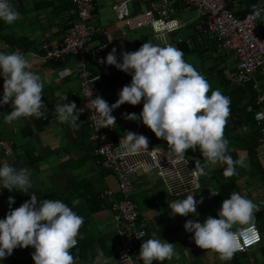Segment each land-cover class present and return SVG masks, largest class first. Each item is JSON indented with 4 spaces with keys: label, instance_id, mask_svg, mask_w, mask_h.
Returning <instances> with one entry per match:
<instances>
[{
    "label": "crops",
    "instance_id": "crops-1",
    "mask_svg": "<svg viewBox=\"0 0 264 264\" xmlns=\"http://www.w3.org/2000/svg\"><path fill=\"white\" fill-rule=\"evenodd\" d=\"M117 1L119 0H98L93 24L103 27L107 32L106 36H98L96 43L105 41L111 50L115 48L120 60L122 52H134L147 42L148 34L141 32L142 29L126 30L125 25L116 18ZM13 3L20 13V19L13 25L0 22V51L13 52L21 49L25 54H35L34 58L30 57L33 59L31 70L38 73L44 82L42 101L47 109L42 118H21L11 124L6 123L4 116L0 115V140L8 141L13 149L10 157L0 151V165L8 163L17 169H30L33 187L42 193L41 200L60 199L84 218L77 237L78 246L71 250L75 264H119L114 253V247L118 243L116 223L108 202L99 198V194L106 189L117 192V179L102 169L92 156L94 145L89 139L91 129L86 114L80 113L79 129L73 130L68 124L58 120L55 110V106L63 102L61 97L65 94V103L75 102L79 110L82 97L79 81L75 76L78 59L68 57L62 62L42 64L38 57L43 43H50L54 47L62 46L66 31L75 19L73 0H13ZM148 6V1L128 5L132 13ZM184 12L187 14L191 11ZM192 33L185 35L190 36ZM21 38L26 42H22ZM170 43L178 48L173 40ZM205 47L209 48L207 45ZM208 54L206 50L204 60L199 57L200 62L192 65L208 80L211 90L223 91L221 81L224 80L217 72H222L223 77L228 80L227 74L233 70L234 61L228 53H224L218 56L221 58L216 66L213 58H218L210 59ZM213 68L214 72L209 75L207 70ZM260 80L264 90V76ZM108 94L118 99L116 92ZM2 95L3 80L0 79V98ZM249 98L243 102L248 111H251ZM142 107L143 102L136 106L123 104L122 113L115 116V140L120 141L131 131L146 136L149 145L169 152L170 146L156 138L139 120L125 118L129 113L139 116ZM261 107L264 110V103ZM11 111V102L0 106L2 114ZM233 121L230 114L228 123L232 122V132H227L229 150L236 153L237 159L244 158L248 167L238 166L236 175L225 177V165H205L207 175H201L200 187L194 196L196 200H202L197 206L198 216H172L170 204L186 197H171L164 182L154 172H141L133 177L132 199L145 219L147 239L152 238L155 233L162 240L173 243L177 253L172 260L161 264H264V155L262 150H258V145L255 154L249 155L245 145L250 139L252 127L241 126L238 120V124ZM185 158L194 164L199 159L195 156ZM210 191H218L219 194L213 196ZM232 192H239L260 205V211L255 213V224L261 232L262 243L246 253H235L230 261H221L218 254L198 248L192 239L193 234L185 231L184 224L190 219L203 222L209 216L217 217L223 200L229 198ZM76 199L80 203L74 205L73 201ZM22 203L24 202L19 201L4 206L0 209V219ZM0 264L11 263L3 260Z\"/></svg>",
    "mask_w": 264,
    "mask_h": 264
},
{
    "label": "clouds",
    "instance_id": "clouds-1",
    "mask_svg": "<svg viewBox=\"0 0 264 264\" xmlns=\"http://www.w3.org/2000/svg\"><path fill=\"white\" fill-rule=\"evenodd\" d=\"M264 16V0H257L252 5L251 18ZM20 19L13 0H0V22L13 25ZM153 44L144 42L134 52H122L118 62L116 49L113 48L104 59V63L131 75V82L118 94L117 101L109 106L102 97L90 100L96 113L97 127L116 126L112 115L115 108L127 103L136 106L143 102L139 116L126 114L131 121L139 120L155 135L166 142L169 157L178 161L185 158L187 150H199L204 158L195 161L194 175H207L205 165L223 164V175L232 177L237 174V167H248L244 158L233 159L229 154V141L224 136V129L230 115V97L220 89L211 90L208 80L184 58V52L166 42ZM34 53L0 51V79L3 80V95L0 106L11 102L12 111L4 116L6 123H13L21 118L37 119L45 116L46 105L42 101L44 82L38 73L32 71ZM211 90V91H210ZM210 93V94H209ZM91 96V92L90 95ZM55 106L58 120L68 124L73 130L79 129L75 102ZM119 145L125 155L150 153L149 140L142 134L127 132ZM140 168L148 173L150 168L141 164ZM0 186L9 192L18 191L28 195L33 187L31 170L4 163L0 165ZM213 196L218 191H210ZM9 205L14 198L9 196ZM76 199L73 204H79ZM202 200H196L194 194L170 204L172 216H198L197 206ZM260 205L252 199L232 192L224 199L217 217H207L203 222L187 220L186 232L192 233L195 245L202 250L218 254L221 261H230L241 250V240L254 243L261 239L255 224V213ZM84 218L73 211L60 199H38L33 192L30 199L18 208L7 212L0 219V261L12 255L16 248L31 247L34 264H75L72 249L77 245V237ZM177 253L173 243H169L153 234L141 244L139 258L143 264H161L170 261Z\"/></svg>",
    "mask_w": 264,
    "mask_h": 264
},
{
    "label": "built area",
    "instance_id": "built-area-1",
    "mask_svg": "<svg viewBox=\"0 0 264 264\" xmlns=\"http://www.w3.org/2000/svg\"><path fill=\"white\" fill-rule=\"evenodd\" d=\"M149 2V6L137 13L128 7L131 3ZM244 0H119L115 6L116 18L125 25L126 30L136 31L149 28L158 44L172 41L178 37V43L190 44L189 35H182L188 23L179 19V13L194 12L197 23L194 32L202 34L209 44L216 45L213 57L228 53L234 61V68L227 74L233 86L250 85L257 94V105L264 103V90L260 78L264 76V16L249 18L250 14L241 18L237 15L242 10ZM98 0H73L75 19L66 31L61 47L43 43L39 60L42 64L64 61L68 57L78 59L76 78L79 81L82 102L79 107L90 123L89 139L94 145L92 156L102 169L113 174L117 179V192L106 189L99 198L106 200L116 223L118 243L114 253L119 264H143L139 258L141 244L147 240L145 219L132 199L134 193L133 177L143 172L141 164L149 166L165 184L169 195L173 198L187 197L200 187L201 176L193 174L195 164L184 158L178 161L169 157V152L149 145L150 153L125 155L124 149L115 140V126L111 128L97 127L96 113L90 100L97 96L105 99L109 106L117 98L108 94L106 79L116 73H124L114 66L104 63L111 51L108 44L96 43L98 36H106L103 27L93 24ZM197 40L201 43V38ZM15 52L25 54L21 49ZM118 59V58H117ZM119 62V59H118ZM263 90V91H262ZM91 92V96L90 95ZM123 105L115 108L113 116L121 114ZM253 121L259 131L258 150L264 155V110L261 107L254 113ZM0 151L10 157L12 145L0 140ZM149 171V172H150ZM2 187L0 186V192ZM258 229V227L256 226ZM261 239L254 243L241 240L242 248L236 253H246L262 243ZM78 240V239H77ZM78 246V243L75 247ZM74 247V248H75ZM12 257L15 254L12 253ZM153 264H156L154 261Z\"/></svg>",
    "mask_w": 264,
    "mask_h": 264
},
{
    "label": "trees",
    "instance_id": "trees-1",
    "mask_svg": "<svg viewBox=\"0 0 264 264\" xmlns=\"http://www.w3.org/2000/svg\"><path fill=\"white\" fill-rule=\"evenodd\" d=\"M257 3V0H244L242 3V10L239 11L237 13V15L241 18L246 17L248 14L252 13V5ZM198 36H200L201 38V43L197 40ZM192 41L191 43L188 45L186 43H178L177 39L174 36V40H173V36H172V40L173 42H175V44L178 46L179 49H181L184 52V56L191 54V53H195L197 54L202 60H204V53L206 52V50H208L209 54L208 57L210 59L213 58L212 56V52L215 51L216 49V45L211 43L209 44L208 41L206 40V38L199 33H195L193 32L190 35ZM21 41L24 42L25 40L21 38ZM26 42V41H25ZM103 43H105V41H102ZM209 46V48L207 49L205 46ZM218 58V57H217ZM221 57H219L218 59H215L216 62V66L217 64H219L218 60H220ZM213 69H209L208 74L212 75V73L214 72ZM224 81H221V84L223 85V94L230 97L231 100V104H230V114H231V118L232 121L234 119H236V121L238 120V122L240 124L243 125H251L252 127V133L250 136V139H248V142H246V149L249 153V155H254L256 152V147H257V141L259 138V131L256 129L255 127V123L253 121V116L254 113L257 112L261 107H259V105H257V94L253 91L252 87L250 85H244V86H231L229 81L226 80V78L223 77V73L222 72H217ZM131 75L130 74H126V73H116L113 74L111 77L107 78L106 81L108 83L109 89L108 92L111 93L112 92H116L117 94H119L120 90L125 86L130 84L131 79H130ZM250 97L249 99L251 100V111H248L245 103L243 101L247 100V98ZM124 105L128 106L127 103H125ZM233 113V114H232ZM236 121H233V123H236ZM230 124H232V122H230ZM230 124L227 123L225 129H224V133L226 135L225 138L228 140L227 136L229 135V133L227 132H232V129L230 128ZM230 139V138H229ZM230 142V141H229ZM230 145H228L229 147ZM229 154L233 157V159H237L236 158V153L234 151H230L229 150ZM191 156H195L198 157L199 159H201V161H204V158L201 156L199 150H187L185 153V157H191ZM192 162V161H191ZM35 193L38 197V199H40V197L42 196V193L32 187V189H30V192L28 193V195L22 194L18 191H13V192H9L7 189H3L0 192V209H2L4 206L8 205V198L9 196L14 198V203L15 202H26L27 200L30 199V194L31 193ZM15 206V205H14ZM32 252L33 249L31 247H26V248H16L13 250V253L15 254V257L9 256L7 258H5L4 260L8 261L11 264H33V260H32Z\"/></svg>",
    "mask_w": 264,
    "mask_h": 264
},
{
    "label": "rangeland",
    "instance_id": "rangeland-1",
    "mask_svg": "<svg viewBox=\"0 0 264 264\" xmlns=\"http://www.w3.org/2000/svg\"><path fill=\"white\" fill-rule=\"evenodd\" d=\"M195 17H196V15L194 12H188L187 14L185 12L179 13V19L183 22L188 23V28L185 31H183L184 34H182V35L190 34V33L194 32L193 25H195L197 23ZM141 32L148 34L147 35V42L151 41L153 44L159 43L158 41L154 40L153 35H151L152 32L149 28H144V29H142ZM176 38H178V37H176ZM173 40H174V36H173ZM184 58L187 62H189L191 64H193L194 62H200L199 56L195 53L185 55Z\"/></svg>",
    "mask_w": 264,
    "mask_h": 264
}]
</instances>
